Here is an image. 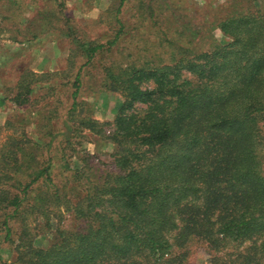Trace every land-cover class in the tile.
<instances>
[{"label":"trees","instance_id":"16d2710c","mask_svg":"<svg viewBox=\"0 0 264 264\" xmlns=\"http://www.w3.org/2000/svg\"><path fill=\"white\" fill-rule=\"evenodd\" d=\"M116 1L120 13L126 0ZM139 2L143 14L154 15L153 0ZM230 2L214 22L225 43L211 41L197 54L185 49L162 65L105 67L108 89L123 97L112 121L77 120L79 70L64 115L50 113L61 126L47 131L46 143L13 136L3 142L0 229L15 243V257L0 254V264H185L194 243L210 249L230 242L248 244L234 256L213 255L211 264H264V0ZM117 23L113 44L125 32L124 20ZM64 35L83 65L104 51L71 28ZM41 79L21 75L19 90L31 93ZM20 91L13 100L26 103ZM105 125L114 146L98 171L81 135L102 133ZM65 197L63 206L72 203L73 217L84 222L79 230L56 229L44 248L24 239V225L13 232L22 206L34 213Z\"/></svg>","mask_w":264,"mask_h":264},{"label":"rangeland","instance_id":"374dc122","mask_svg":"<svg viewBox=\"0 0 264 264\" xmlns=\"http://www.w3.org/2000/svg\"><path fill=\"white\" fill-rule=\"evenodd\" d=\"M230 1L153 0L154 15L150 16L140 10L139 0H126L120 13L116 12V0H0V146L10 136L31 141L42 138L46 143L51 137L47 131L55 134L61 126L60 119L50 113L55 110L64 115L79 70L81 88L74 112L77 120L86 116L99 122L112 121L123 97L121 92L108 89L105 67L117 69L135 62L138 66L146 62L162 65L169 63L175 53L185 56V49L197 54L211 41L225 43L226 36L214 27V22L229 13ZM117 17L124 20L125 32L113 44L111 40L119 29ZM68 28L82 41L103 44L104 51L92 63L83 65V55L64 35ZM189 29L192 31L186 32ZM21 75L25 82L32 75L42 79L36 83L35 91L26 93L19 90ZM152 83L150 79L144 82L149 87ZM18 91L21 98L27 95L26 103H15L13 97ZM110 130L105 125L102 133L84 130L81 135V147L95 156L91 160L98 171L106 169L98 165L100 160L110 163L112 159L114 145L104 138ZM57 142L54 140L53 144ZM258 150L264 168V142ZM64 199L54 204L43 202V208L34 213H28L27 205L22 206L18 216L12 218L13 232L18 235L24 225V239L44 248L51 243L56 229L67 233L79 230L84 222L73 217L72 203L67 208L63 206L67 197ZM14 244L5 239L0 229V254L4 261L15 257ZM247 244L219 243L209 249L205 243H194L185 264H211L213 255L234 256ZM179 251L174 249V253Z\"/></svg>","mask_w":264,"mask_h":264}]
</instances>
